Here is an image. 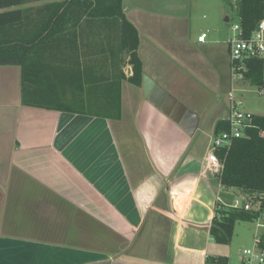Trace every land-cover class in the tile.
<instances>
[{
  "label": "crops",
  "instance_id": "0c3cea01",
  "mask_svg": "<svg viewBox=\"0 0 264 264\" xmlns=\"http://www.w3.org/2000/svg\"><path fill=\"white\" fill-rule=\"evenodd\" d=\"M121 4L138 30L147 88L161 105L145 94L143 79L139 86L128 81L131 66L112 19L73 25L64 18L54 32L63 36L46 52L34 84L44 104L106 113L119 105L118 119L23 105L20 67L0 65V264H208L212 258L209 225L225 187L207 169L209 148L199 157L192 146L201 129L211 124L214 133L225 116L211 105L203 117L187 99L193 75L206 71L210 87L222 89L201 51L214 56L215 39L207 28L191 34L185 0ZM229 77L230 65L227 92Z\"/></svg>",
  "mask_w": 264,
  "mask_h": 264
},
{
  "label": "trees",
  "instance_id": "16d2710c",
  "mask_svg": "<svg viewBox=\"0 0 264 264\" xmlns=\"http://www.w3.org/2000/svg\"><path fill=\"white\" fill-rule=\"evenodd\" d=\"M42 2L41 4H36ZM241 37H247L256 25L264 21V0H235ZM64 18L72 24L82 20L112 19L118 23V49L124 51L131 66L128 81L141 85L142 62L138 54L139 34L137 28L125 17L121 0H0V65L20 67L21 103L46 109L68 110L90 115L118 119L120 106L112 113L92 108H74L64 104H44L35 72L46 68V52L55 44L56 25ZM55 35L47 40L49 35ZM245 70L242 80L256 86L264 96V62L258 57L243 59ZM42 100V101H41ZM43 102V104H41ZM244 134L233 140L228 149H215L222 162L216 174L220 186L236 188L245 193V199L260 202L258 209L233 208L215 204L214 215L209 225V234L215 243H228L238 220L255 221L264 212V115L253 114ZM226 128L224 118L219 119L214 134ZM261 245H264V235ZM212 262H226L222 256L210 258Z\"/></svg>",
  "mask_w": 264,
  "mask_h": 264
},
{
  "label": "rangeland",
  "instance_id": "374dc122",
  "mask_svg": "<svg viewBox=\"0 0 264 264\" xmlns=\"http://www.w3.org/2000/svg\"><path fill=\"white\" fill-rule=\"evenodd\" d=\"M184 1V0H183ZM185 11L187 14L184 16L185 21H189L192 25L191 34H194L196 38L199 29L207 28L209 31V38L215 39L212 46L216 49L213 55L211 51H203V56L207 57L209 54L210 59H207L209 68L219 75L221 82L217 87H222L221 90H214V87H210L212 75L209 72H204L196 76L193 75L194 80L197 82H191L193 84L188 90L189 98L187 101H195L198 106L197 111L201 110V115L205 117L215 105V110L218 115L226 116L228 107L227 89L224 86V82L227 78L229 70V54L227 49V42L234 35L232 29L234 25L238 24L237 5L235 0H185ZM190 11V14H189ZM228 16L229 20L226 21L225 17ZM214 25L217 29H213ZM208 68V67H207ZM210 75V81L209 76ZM231 78L229 77V84ZM12 79L10 81V87H7V91L12 92ZM229 88V87H228ZM192 89V90H191ZM224 89V90H223ZM231 89V86L230 88ZM229 91V90H228ZM232 91L235 100L240 104V107L246 109L254 114L264 115V96L260 93L256 86L250 85L244 80H233ZM212 102L214 104H212ZM216 115V113H215ZM214 133L211 124L201 129L193 140L194 152L201 157L206 154L208 148L210 150L211 142L214 137ZM3 136V132L0 131V137ZM236 189H225L219 193L220 201L231 203L234 198H244L245 193L240 191L237 193ZM241 200V199H240ZM252 208H257L259 203L253 198L248 199ZM264 235V212L255 221H242L238 220L235 223L233 235L228 243H212L208 250L209 257L222 256L226 258V262H215L214 264H242L243 256L241 251L244 248L253 247L254 233ZM208 264H213L209 259Z\"/></svg>",
  "mask_w": 264,
  "mask_h": 264
},
{
  "label": "built area",
  "instance_id": "2783aa9c",
  "mask_svg": "<svg viewBox=\"0 0 264 264\" xmlns=\"http://www.w3.org/2000/svg\"><path fill=\"white\" fill-rule=\"evenodd\" d=\"M232 29L235 31L234 35L228 41L231 89L227 93L229 105L227 115L224 117L226 128L214 135L206 157L207 169L212 174L220 173L223 166L214 150L218 148L228 149L233 140L244 134L246 128L254 126L250 123L254 113L240 107V104L235 100L232 82L233 80H242V71L245 70L242 61L245 57H258L264 62V21L259 22L247 37H241L239 23L234 25ZM205 37L206 33H201L197 40L203 41ZM240 199L234 198L231 203L222 205L233 208H252V203L248 199H245V197ZM217 202L220 201L217 200ZM257 203L259 205L253 209L260 207V202L257 201ZM262 236V234L255 232L253 247L244 248L241 251L242 264H264V245H261Z\"/></svg>",
  "mask_w": 264,
  "mask_h": 264
},
{
  "label": "water",
  "instance_id": "95a60500",
  "mask_svg": "<svg viewBox=\"0 0 264 264\" xmlns=\"http://www.w3.org/2000/svg\"><path fill=\"white\" fill-rule=\"evenodd\" d=\"M149 80V78H147L145 75H143V87H144V92H145V94L148 96V98H150V99H152V101L154 102H156L157 103V105H161L162 104V102H163V100H162V97L161 98H155L154 96H153V92H151V90L149 91V88H147V82H148V80ZM152 83V82H151ZM153 97L156 99H153ZM168 99V98H167ZM190 125V124H189ZM94 264H109V261H102V262H98V263H94Z\"/></svg>",
  "mask_w": 264,
  "mask_h": 264
}]
</instances>
